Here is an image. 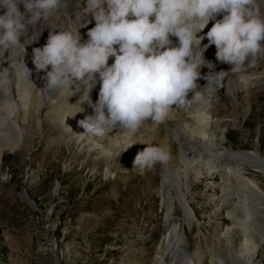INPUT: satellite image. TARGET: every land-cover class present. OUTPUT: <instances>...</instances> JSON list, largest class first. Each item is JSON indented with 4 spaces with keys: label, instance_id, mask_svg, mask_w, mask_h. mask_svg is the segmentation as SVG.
Wrapping results in <instances>:
<instances>
[{
    "label": "clouds",
    "instance_id": "clouds-1",
    "mask_svg": "<svg viewBox=\"0 0 264 264\" xmlns=\"http://www.w3.org/2000/svg\"><path fill=\"white\" fill-rule=\"evenodd\" d=\"M83 2L85 6L76 18L80 27L59 30L50 26L46 43L32 50L36 71L45 73L44 89L63 92L68 98L80 93L75 103L80 110L71 117L83 113L84 104L92 108V114L79 121L85 131L77 135L82 138L104 141L117 129L132 137L147 123L158 126L171 119L175 107L190 106L189 100L197 104L210 102L225 74L231 73L243 82L248 78L247 70L264 60L261 0ZM64 3L0 0V55H10L13 50L25 52L26 46L38 38L30 36L21 41L28 27L47 22ZM88 16L92 19L82 23ZM92 21L95 26L88 29L84 39L80 29ZM210 22L211 28L198 35ZM205 39L207 44L201 46ZM213 45L216 60L230 65V72L210 71L202 76V67L215 68L204 57ZM24 68L31 82L25 63ZM14 69L11 64L0 70V92L11 87ZM200 79L207 82L203 87L198 84ZM97 85L98 99L93 102L90 94ZM170 159L166 146L147 145L135 156L133 169L143 174L157 164L167 165ZM3 179H8L6 173Z\"/></svg>",
    "mask_w": 264,
    "mask_h": 264
},
{
    "label": "bare ground",
    "instance_id": "bare-ground-1",
    "mask_svg": "<svg viewBox=\"0 0 264 264\" xmlns=\"http://www.w3.org/2000/svg\"><path fill=\"white\" fill-rule=\"evenodd\" d=\"M84 6L83 0L80 5L79 0H65L61 10L47 22L28 27L27 36L21 41L30 36L38 38L26 46L25 52L13 50L10 55L7 52L0 55V70L15 65L11 87L0 92V158L4 153L22 150L28 139L40 131L44 139L50 138L48 145L62 143L86 156L98 157L99 165H105V175H110L115 170L110 166L117 159L121 162L117 170L138 172L133 169V161L139 151L151 144L166 146L171 154L168 164H157L141 174L144 179L150 174L156 176L147 183L148 190L154 191L162 230L153 264H251L253 252L257 253L264 244L261 242L264 240V154L257 143L250 151L228 147L226 125L219 126L218 114L229 112L233 124L240 123L233 115L235 111L232 112L235 108L232 98L238 90H248L245 82L260 68V61L247 70L248 78L243 82L231 73L225 74L223 92L220 87L205 104L189 100L190 106L175 107L171 119L158 126L147 123L132 137L117 129L104 141L82 138L77 135L85 131L79 121L92 114V108L84 104L85 111L71 117L80 110L79 104H75L80 93L68 98L63 92L44 89L45 73L36 71L32 50L46 43L50 26L59 30L80 27L76 18ZM20 10L24 11L23 5ZM261 10L264 11V0ZM91 19L88 16L81 22ZM212 23L198 35H204ZM94 26L92 21L80 29L84 39L88 29ZM172 39L175 43L176 38ZM204 44L207 39L201 46ZM215 52L214 45L205 51V59L215 64V68L202 67V76L210 71L230 72V65L219 63ZM24 63L30 70L31 82L26 78ZM206 83L204 79L198 80L201 87ZM98 92L99 85L90 94L93 102L98 99ZM225 103L232 104V110ZM45 127L49 129L44 131ZM194 201L200 202L203 217L197 215Z\"/></svg>",
    "mask_w": 264,
    "mask_h": 264
},
{
    "label": "rangeland",
    "instance_id": "rangeland-1",
    "mask_svg": "<svg viewBox=\"0 0 264 264\" xmlns=\"http://www.w3.org/2000/svg\"><path fill=\"white\" fill-rule=\"evenodd\" d=\"M260 63L245 82L248 90L234 93L235 108L225 103L240 123L233 124L229 112L218 115L228 147L250 151L257 143L264 154V60ZM36 133L22 150L0 158V264H153L162 230L147 183L156 176L117 170L118 159L105 175L98 157L62 143L48 145L50 138ZM198 202L192 204L203 217ZM251 264H264V244Z\"/></svg>",
    "mask_w": 264,
    "mask_h": 264
},
{
    "label": "water",
    "instance_id": "water-1",
    "mask_svg": "<svg viewBox=\"0 0 264 264\" xmlns=\"http://www.w3.org/2000/svg\"><path fill=\"white\" fill-rule=\"evenodd\" d=\"M27 201H28L29 203H31V205L33 206V208H36L34 202H33L31 199H29L28 197H27Z\"/></svg>",
    "mask_w": 264,
    "mask_h": 264
}]
</instances>
